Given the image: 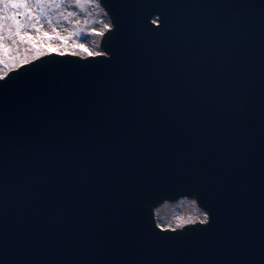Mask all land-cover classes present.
I'll return each mask as SVG.
<instances>
[{
	"label": "water",
	"instance_id": "1",
	"mask_svg": "<svg viewBox=\"0 0 264 264\" xmlns=\"http://www.w3.org/2000/svg\"><path fill=\"white\" fill-rule=\"evenodd\" d=\"M99 3L0 79V264H264V0Z\"/></svg>",
	"mask_w": 264,
	"mask_h": 264
},
{
	"label": "snow or ice",
	"instance_id": "2",
	"mask_svg": "<svg viewBox=\"0 0 264 264\" xmlns=\"http://www.w3.org/2000/svg\"><path fill=\"white\" fill-rule=\"evenodd\" d=\"M86 0H67L68 7L83 8ZM66 0H0V56L13 59L10 57V52L12 51L11 45L28 43L33 48L37 49V55L40 54V49H46V51L51 53H58L63 55L64 52L60 51V48L48 44L37 43L36 38L33 36L31 29L35 30L36 36L41 35L42 21L46 20L49 25H53L54 20L64 19L67 20L69 16L76 15L75 12H68L65 16ZM153 24L158 23L157 20L152 21ZM112 25L105 24L104 29H111ZM56 28L53 27V33H56ZM94 34L103 36V31H97L96 29L91 30ZM43 37L52 39V33L44 31L42 33ZM57 39L64 42L66 47L68 37L56 36ZM5 41H10V44L5 43ZM73 48H78L82 50L87 56L98 55L89 50L84 44H74ZM103 55V54H100ZM5 60L0 59V64H4ZM28 63L26 59L22 60L17 67H21L23 64ZM4 77H0L3 79ZM198 195V193H197ZM195 203V201H193ZM202 217V218H201ZM176 225L170 223L161 225L156 224V227L163 231H173L176 228H184L185 225L195 224L199 221L200 224L208 225L210 222V214L208 212L200 213L199 217H189L188 219H182L181 217H175Z\"/></svg>",
	"mask_w": 264,
	"mask_h": 264
},
{
	"label": "rangeland",
	"instance_id": "3",
	"mask_svg": "<svg viewBox=\"0 0 264 264\" xmlns=\"http://www.w3.org/2000/svg\"><path fill=\"white\" fill-rule=\"evenodd\" d=\"M68 12H75L76 15L69 16L67 20H54L53 25H49L46 20H43L41 22V35L38 37L36 36L35 30L31 29L30 31L36 38L37 43H51L59 47L61 52L80 58L89 56L82 50L73 48L72 45L84 44L90 51L100 54V40L103 36L96 35L91 30L96 29L97 31H103L105 33L106 29H104V25L106 24L107 17L98 0H86L83 8L68 7L66 0L65 16H67ZM53 27L56 28V33H53ZM44 31L52 33L51 40L42 36ZM57 35L68 37L66 47L64 42L56 38ZM5 43L10 44L11 42L5 41ZM11 47L12 51L9 55L15 58V62H13V59L0 56V59L5 60L4 64H0V77L6 76L10 70L17 68V65L24 59L29 63L36 58L49 54L46 49L42 48L39 50L40 54L37 55V49L28 43L11 45ZM54 54H59V52Z\"/></svg>",
	"mask_w": 264,
	"mask_h": 264
},
{
	"label": "bare ground",
	"instance_id": "4",
	"mask_svg": "<svg viewBox=\"0 0 264 264\" xmlns=\"http://www.w3.org/2000/svg\"><path fill=\"white\" fill-rule=\"evenodd\" d=\"M101 6V5H100ZM102 7V6H101ZM104 10V9H103ZM105 12V11H104ZM105 16L107 17V21H106V24H110V25H112V23H111V21H110V18L108 17V15H107V13L105 12ZM111 29H112V27H111ZM108 30H110V29H108ZM108 30H106V32L108 31ZM100 54H103V55H106L107 56V53H105L102 49H101V47H100ZM8 74V73H7Z\"/></svg>",
	"mask_w": 264,
	"mask_h": 264
}]
</instances>
